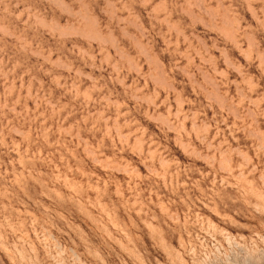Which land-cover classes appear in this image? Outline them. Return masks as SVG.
Instances as JSON below:
<instances>
[{"label": "rangeland", "instance_id": "obj_1", "mask_svg": "<svg viewBox=\"0 0 264 264\" xmlns=\"http://www.w3.org/2000/svg\"><path fill=\"white\" fill-rule=\"evenodd\" d=\"M0 264H264V0H0Z\"/></svg>", "mask_w": 264, "mask_h": 264}]
</instances>
